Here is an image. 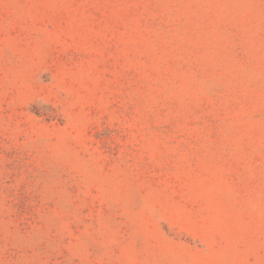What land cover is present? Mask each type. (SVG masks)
<instances>
[{"label":"rangeland","instance_id":"obj_1","mask_svg":"<svg viewBox=\"0 0 264 264\" xmlns=\"http://www.w3.org/2000/svg\"><path fill=\"white\" fill-rule=\"evenodd\" d=\"M0 264H264V0H0Z\"/></svg>","mask_w":264,"mask_h":264}]
</instances>
